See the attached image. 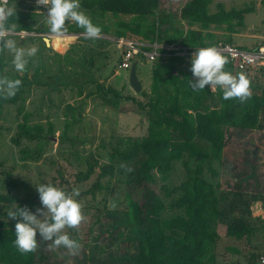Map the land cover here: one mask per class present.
I'll return each instance as SVG.
<instances>
[{"label": "trees", "instance_id": "obj_1", "mask_svg": "<svg viewBox=\"0 0 264 264\" xmlns=\"http://www.w3.org/2000/svg\"><path fill=\"white\" fill-rule=\"evenodd\" d=\"M22 2L8 0V6L15 7L16 14L8 18L6 25L14 26V31L51 33L46 24V13L36 11L34 6L25 11L21 7ZM79 2L80 9L86 12L84 14L102 29L101 34L137 37L146 43L156 39L163 45L177 43L187 47L214 46L218 41L234 44L230 33L237 32V27L244 25L245 13L254 10L253 5L248 4L226 9L221 2L216 4L215 10H211L213 0H185L177 10L169 8L171 2L166 3L165 0ZM107 14L111 15V20ZM121 14L131 17L124 20L119 18ZM212 29H222L225 33L220 37ZM63 33H84V29L75 22L67 21ZM104 39L96 41L101 40L106 45ZM144 48L148 49V46ZM5 51H0V77L20 79L22 84L14 97L5 99L0 95V132L4 106L17 105L21 120L17 123L12 143L19 146L21 140L46 142L55 132L54 124L47 121L45 127L40 122H30L31 114L25 111L23 101L26 87L32 81L26 73L19 75L6 71ZM120 60L121 55L118 62ZM183 63L177 55L159 56L153 61L149 92L140 91L144 99L135 101L133 96H127L145 112V134L139 140H128L122 148L113 146L108 163H88L87 169L76 175V181L82 182L96 174L85 193L94 194L97 189L107 188V183L101 182L102 178L117 174H124L125 182L141 191L140 201H135L133 209L135 251L123 256L119 264H218L216 245L221 237L218 232L220 224L225 226L226 236L237 240L250 238L259 229L249 220L252 216L251 204L261 201L264 206V196L244 189L241 180L223 187L217 179L219 170L215 163L222 166L224 160H231L235 168H240L253 162L255 151L246 149L242 141L264 131V87L251 88L252 95L244 103L236 98L225 100L219 87L213 90L206 86L203 90L193 91L189 83L192 73L190 69L179 67ZM187 65L191 67L190 61ZM41 68L39 59L35 72H41ZM114 71L113 67L103 75L104 78ZM224 71L233 75L247 72L236 71L229 61ZM34 83L47 85L40 78ZM104 90L105 85L99 83L95 91H89L84 96H93ZM108 90L119 97L115 89ZM82 94L78 92L79 98ZM81 110V103L66 104L65 111L70 112V120H66L65 130L79 120L76 113L80 114ZM20 151L24 157L29 155L35 159L40 156V153H29L23 148ZM114 160L120 161L124 167H116ZM132 162L135 164L132 165ZM177 162L182 164L184 176L178 184L171 185L170 177ZM127 168L132 171H127ZM2 176L10 177V173L3 169L0 159V179ZM154 183H159V192L154 189ZM21 201L33 203L31 199H18L10 193H2L0 189V264H73L61 257L67 248L52 247V241L43 240L39 234L35 251L21 254L17 250L14 244L16 221L5 216L4 205ZM64 233L78 244H88L89 233L82 235L83 238L78 228H66ZM91 262L103 264L95 259ZM78 264L88 262L78 261ZM247 264H256L255 254L249 256Z\"/></svg>", "mask_w": 264, "mask_h": 264}, {"label": "rangeland", "instance_id": "obj_2", "mask_svg": "<svg viewBox=\"0 0 264 264\" xmlns=\"http://www.w3.org/2000/svg\"><path fill=\"white\" fill-rule=\"evenodd\" d=\"M22 1L21 7L25 11L34 6L36 11L47 14V7L44 9L37 6L35 0ZM183 2L184 0H174L168 5L169 8L174 7L177 10ZM218 2L223 3L226 9L253 5L254 10L244 15V25L237 27V32H231L230 35L232 42L242 48L264 44V0H213L211 10L216 9ZM79 10L86 13L82 9ZM212 30L220 37L225 33L222 29ZM62 36L67 38L58 41ZM43 37H48L52 44L47 46ZM105 37L103 35L100 38ZM5 39L14 40L17 47L38 49L35 56L28 58L29 62L22 72L32 81L26 87L23 105L25 111L31 114V123L40 122L47 127V121H51L55 127L54 134L49 136L46 142L21 140V145L16 146L11 139L16 133L21 116L17 113V105L4 106L0 132V159L3 161V169L10 173V177H1L0 189L2 193H10L18 199H31L33 202L28 204L21 201L4 205L5 216L7 217V211L16 205L21 207L26 205L35 212L36 208L42 206L36 186L41 183L54 184L55 187L64 189L66 193L73 194V199L81 205L84 219L78 229L81 237L89 233L87 245L80 243L77 251L73 253L68 249L61 257L73 264H78V261L91 264L92 259L103 264H119L123 261V256L135 251L136 225L133 209L135 201L137 203L140 201L141 191L137 186L127 184L124 174H117L102 178L101 182L107 183V188L97 189L94 194L85 193V189L95 180L96 174L82 182L76 181V175L79 171H85L88 163L94 161L99 164L108 163L109 152L113 146L122 148L128 140H139L146 132L145 112L141 111L135 102L144 99V96L140 91L134 92L129 84L130 67L125 69L118 66L120 51L115 42L107 37L104 39L106 45L101 40L85 39L83 33L78 35L63 32L60 35L50 32L33 33L24 38L9 35ZM12 58L13 53L6 49L5 59L8 63L6 71L22 75L14 69ZM39 59L42 63L39 72L41 74L35 72ZM136 62L137 78L143 91L148 93L153 61L139 57ZM113 67L114 73L104 78L103 75ZM244 73L251 81L250 88L264 87V67ZM38 78L47 82V85L35 84L34 80ZM99 83L105 85L104 91L93 96H84L89 91H95ZM108 89H115L119 97ZM79 91L83 93L80 98ZM129 95L133 96L135 101L128 99ZM68 103L75 105L81 103L82 110L80 114L78 111L76 113L79 120L71 123L65 130V122L70 120V112L65 111ZM242 142L246 149L255 151L253 162L245 163L240 168H235L231 160H224L222 166L215 163L219 170L217 179L221 181L223 187L241 180L244 189L262 193L264 196V131L244 138ZM21 148L28 150L29 153H40V156L35 159L29 155L24 157ZM114 162L116 167L124 165L118 160ZM134 164L132 162V165ZM205 173L208 176L209 173L206 171ZM183 176V166L177 162L170 177V184H178ZM8 180L10 181L7 182ZM153 187L159 192V183H154ZM74 191H78L79 196L74 195ZM113 204L115 207H112ZM251 210L250 223L257 225L259 229L250 238L243 237L237 240L228 237L225 235V226L222 224L218 226L221 237L217 241L216 251L222 264H231L230 260L243 263L252 254L256 256V264H264L260 262V256L264 254L263 203L253 202ZM131 260L133 261V258Z\"/></svg>", "mask_w": 264, "mask_h": 264}, {"label": "clouds", "instance_id": "obj_3", "mask_svg": "<svg viewBox=\"0 0 264 264\" xmlns=\"http://www.w3.org/2000/svg\"><path fill=\"white\" fill-rule=\"evenodd\" d=\"M36 5L46 6V22L53 34L60 35L65 30L67 21H72L84 29L85 39H98L102 29L92 23L91 19L80 9L79 0H36ZM16 14L15 7L8 6V0H0V51L7 49L13 53L12 64L17 72H24L28 58L38 52L36 47L24 49L17 47L12 39H5L14 31V26L6 25L9 17ZM228 61L215 47L196 49L191 56L190 71L192 80L189 82L193 91L203 90L206 86L215 90H223L225 100L236 98L244 103L252 95L251 81L246 74L236 75L224 71ZM22 81L0 77V95L5 99L14 97ZM124 167V165H121ZM127 171H132L127 168ZM41 207L33 212L28 206H18L7 211V218L16 221L14 244L21 253L33 252L37 248V234L45 241H52V247L63 246L70 252L79 249V244L64 233L65 228H78L84 216L81 205L73 199V194L48 183L36 186ZM74 195L79 196L78 191ZM112 207H115L113 204Z\"/></svg>", "mask_w": 264, "mask_h": 264}, {"label": "built area", "instance_id": "obj_4", "mask_svg": "<svg viewBox=\"0 0 264 264\" xmlns=\"http://www.w3.org/2000/svg\"><path fill=\"white\" fill-rule=\"evenodd\" d=\"M35 32L13 31L10 35L27 36ZM48 34V33H46ZM105 35L107 39L115 42L120 51L121 60L118 63L120 68H129L133 61L139 57L145 60L154 61L157 57H167L177 55L183 60V65L191 60L192 53L199 48L215 47L234 67L236 71H249L264 67V44L256 48H242L236 44L218 41L214 46L187 47L177 43L163 45L155 39L152 42H144L137 37L111 36ZM105 37V38H106ZM148 46V49L144 48ZM260 262L264 263V254L260 256Z\"/></svg>", "mask_w": 264, "mask_h": 264}, {"label": "water", "instance_id": "obj_5", "mask_svg": "<svg viewBox=\"0 0 264 264\" xmlns=\"http://www.w3.org/2000/svg\"><path fill=\"white\" fill-rule=\"evenodd\" d=\"M97 7L100 8V5H98ZM73 34L78 35L80 33H73ZM43 40H44V42L46 43L47 46L50 44L48 37H43ZM136 64H137V62L133 61L131 66H130L129 84H130V86L132 87V89L135 92H139L142 89V85H141V83L138 80L137 75H136ZM179 67L184 69V70H189L190 69L188 66L183 65V64L182 65L180 64Z\"/></svg>", "mask_w": 264, "mask_h": 264}, {"label": "crops", "instance_id": "obj_6", "mask_svg": "<svg viewBox=\"0 0 264 264\" xmlns=\"http://www.w3.org/2000/svg\"><path fill=\"white\" fill-rule=\"evenodd\" d=\"M184 2H185V0H184ZM183 2V3H184ZM42 6V5H41ZM44 9H45V7L44 6H42ZM107 18L109 19V20H111L112 18H111V15L110 14H107ZM122 16H125V17H122ZM127 16V17H126ZM130 17H131V15H125V14H121V15H119V18H121V19H124V20H129L130 19ZM181 21V23L183 24V25H186L185 24V22L184 21H182V20H180ZM50 44H52V41H50L49 42ZM120 53V52H119ZM141 83V82H140ZM134 91V90H133ZM135 92V91H134ZM129 94H131V93H129ZM224 230H225V228H224ZM218 232H219V230H218ZM219 234H220V236H221V233L219 232ZM218 254V253H217ZM219 258V257H218ZM230 260V259H229ZM230 261H232V263L231 264H247V262H248V258H247V261H245V262H243V263H241V262H237V261H233V260H230ZM224 263V262H223ZM218 264H222V262L221 261H219V259H218ZM230 264V263H229Z\"/></svg>", "mask_w": 264, "mask_h": 264}, {"label": "bare ground", "instance_id": "obj_7", "mask_svg": "<svg viewBox=\"0 0 264 264\" xmlns=\"http://www.w3.org/2000/svg\"><path fill=\"white\" fill-rule=\"evenodd\" d=\"M65 38H67V37L66 36H62V37L59 38L58 41H61V39H65ZM49 42H50V40H49Z\"/></svg>", "mask_w": 264, "mask_h": 264}]
</instances>
